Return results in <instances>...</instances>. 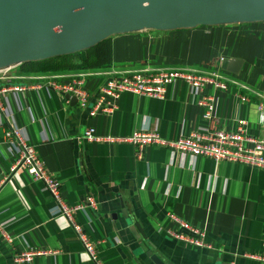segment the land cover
Returning a JSON list of instances; mask_svg holds the SVG:
<instances>
[{"label": "crops", "instance_id": "obj_1", "mask_svg": "<svg viewBox=\"0 0 264 264\" xmlns=\"http://www.w3.org/2000/svg\"><path fill=\"white\" fill-rule=\"evenodd\" d=\"M101 41L99 49H107V60L100 66L42 73L27 72L20 63L6 81L26 87L2 96L6 115L0 114V264H94L68 221L55 212L41 182L24 169L9 171L16 155L9 152L3 132L12 124L59 182L67 206L80 204L86 196L94 200L96 209L78 210L73 219L96 244L100 264H152L146 250L163 264H264V169L190 158L155 145L144 147L137 160L128 142L82 138L83 130L92 127L101 137L155 130L161 138L174 140L206 125L196 104L202 94L213 97L217 129L232 131L235 120L244 119L247 134L261 138L256 105L264 103V20L114 33L88 48ZM88 48L81 50V60ZM223 60L228 63L224 69ZM157 69L214 74L225 88L206 85L194 94L175 83L160 99L123 92L112 112L89 117L75 97L49 85L69 83L80 75L92 101L115 73ZM168 214L202 230L207 246L166 236L164 229L176 228ZM129 223L137 225L144 238H136ZM28 251L43 253L16 260Z\"/></svg>", "mask_w": 264, "mask_h": 264}, {"label": "built area", "instance_id": "obj_2", "mask_svg": "<svg viewBox=\"0 0 264 264\" xmlns=\"http://www.w3.org/2000/svg\"><path fill=\"white\" fill-rule=\"evenodd\" d=\"M17 64L7 65L0 68V114L6 115L4 98L8 92L24 90L26 86L20 84H8L6 81L13 76L12 71ZM80 75L75 76L69 83L50 81L49 85L62 93L70 94L76 99L77 106L85 109L89 117L97 113H110L116 108V99L123 92L144 95L152 98H163L168 86L175 83H183L194 94L204 86L210 85L214 89H224L225 83L217 79L214 74H200L196 71L180 69H157L153 72L115 73L108 77L98 88L95 99L89 101L88 94L81 87ZM213 97L200 95L196 104L202 109L201 120L206 122L204 127H194L188 134L180 135L174 140L161 138L155 130H137L126 137L113 138L101 137L94 133L92 127L83 130L82 138L87 141L128 142L134 148V158L142 157V150L148 145L162 146L176 151L182 156L190 158L195 156L209 157L214 161L226 160L251 167L264 169V103L256 105V123L262 137H254L247 134L248 123L244 119H236L232 131H221L214 126ZM3 139L7 141L9 152L15 153L16 157L11 164V173L18 169H24L32 178L41 182L44 190L53 200L55 212L61 214L68 221L72 232L80 241L84 252L94 264H100L97 256L95 243L84 233L80 225L73 219V213L84 208L96 209L95 202L90 196H86L78 205L67 206L61 198L59 182L47 172L37 156L34 148L27 142L25 134L18 130L14 124L3 132ZM168 217L176 224L175 229H164L163 233L172 239L188 243L196 247L207 246L203 242V231L189 226L176 216L168 214ZM159 231V230H158ZM264 247V239L261 242ZM40 251H28L19 254L16 260H29L32 256L40 254Z\"/></svg>", "mask_w": 264, "mask_h": 264}, {"label": "water", "instance_id": "obj_3", "mask_svg": "<svg viewBox=\"0 0 264 264\" xmlns=\"http://www.w3.org/2000/svg\"><path fill=\"white\" fill-rule=\"evenodd\" d=\"M259 20L264 0H0V68L82 50L114 33Z\"/></svg>", "mask_w": 264, "mask_h": 264}, {"label": "trees", "instance_id": "obj_4", "mask_svg": "<svg viewBox=\"0 0 264 264\" xmlns=\"http://www.w3.org/2000/svg\"><path fill=\"white\" fill-rule=\"evenodd\" d=\"M104 42L105 41H101L96 44V46L85 50L87 54L84 60L80 59L81 51H79L75 53L56 55L47 59L24 62L21 63L20 66H22L23 70L27 72L31 71L42 73H58L92 67L94 65L100 66L102 64L99 63H102V61L104 62L107 60V49H99L100 44Z\"/></svg>", "mask_w": 264, "mask_h": 264}, {"label": "rangeland", "instance_id": "obj_5", "mask_svg": "<svg viewBox=\"0 0 264 264\" xmlns=\"http://www.w3.org/2000/svg\"><path fill=\"white\" fill-rule=\"evenodd\" d=\"M79 51H81V50H78V51H75V52H79ZM75 52H69V53H75ZM69 53H67V54H69ZM61 55H63V54H61ZM51 57H53V56H51ZM47 58H50V57H47ZM47 58H42V59H47ZM42 59H38V60H42ZM30 61H37V60H30ZM24 62H29V61H23V62H21V63H24ZM18 65V64H17ZM198 68V67H197ZM225 74V73H224ZM226 75H228V74H226Z\"/></svg>", "mask_w": 264, "mask_h": 264}]
</instances>
